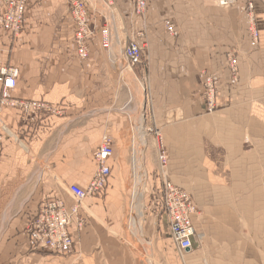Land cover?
Returning a JSON list of instances; mask_svg holds the SVG:
<instances>
[{
    "label": "crops",
    "instance_id": "0c3cea01",
    "mask_svg": "<svg viewBox=\"0 0 264 264\" xmlns=\"http://www.w3.org/2000/svg\"><path fill=\"white\" fill-rule=\"evenodd\" d=\"M71 1L29 0L23 35L0 31V71L19 72L11 98L60 110L24 122L19 110L1 107L0 84V264H167L180 250L160 206L165 181L190 194L197 209L193 246L181 252L185 264H264V0H237L228 9L204 0H148L145 16L133 0H81L96 33L86 61L74 46ZM249 2L260 34L254 48L242 10ZM131 42L142 49L135 68L124 58ZM204 74L220 78L214 112L203 98ZM105 137L113 146L106 186L78 204L69 189H88ZM139 175L147 244L130 225ZM47 199L61 200L71 215L70 254L28 237Z\"/></svg>",
    "mask_w": 264,
    "mask_h": 264
},
{
    "label": "built area",
    "instance_id": "2783aa9c",
    "mask_svg": "<svg viewBox=\"0 0 264 264\" xmlns=\"http://www.w3.org/2000/svg\"><path fill=\"white\" fill-rule=\"evenodd\" d=\"M215 6L228 9L235 5L237 0H204ZM109 6L114 0H106ZM29 0H0V31L9 34L13 39L20 38L25 30V15ZM136 13L145 16L148 11V0H133ZM247 16L250 46L259 44L260 34L256 25L254 5L249 2L243 9ZM70 14L75 25V48L81 60H88L90 56L89 42L94 33L90 24L89 12L85 2L72 0ZM166 28L170 35L176 36L175 26L166 22ZM103 48H110V32L108 28L102 30ZM124 58L130 68L143 63L142 49L136 42H131L124 51ZM228 67L231 82L239 81V62L236 53L228 56ZM18 71L11 68H3L0 71V84H2L1 107H9L20 111L22 120L28 122L40 115H56L60 110L43 102L21 101L11 98L10 93L15 88ZM205 91L203 98L208 112L216 109V96L220 85V78L216 74H204ZM1 140V136H0ZM97 171L88 187L84 190L78 186L69 189L70 194L80 204L87 197L98 195L106 186L111 170L108 161L113 156L112 141L105 137L101 146L94 153ZM160 171L164 176L168 163L167 154L161 149L158 155ZM161 209L167 218L169 233L180 252L184 253L193 246L196 231L192 222V215L197 212L190 194L175 187L171 182L164 183V196L160 202ZM73 215L78 214V207L72 210ZM80 227L83 225L80 221ZM71 215L66 211L65 204L61 200L47 199L43 202L37 218L28 228L30 241L39 248L58 253L70 254L73 250V238L70 234Z\"/></svg>",
    "mask_w": 264,
    "mask_h": 264
},
{
    "label": "bare ground",
    "instance_id": "6f19581e",
    "mask_svg": "<svg viewBox=\"0 0 264 264\" xmlns=\"http://www.w3.org/2000/svg\"><path fill=\"white\" fill-rule=\"evenodd\" d=\"M137 173H138V171H137ZM138 178H139L138 179V186H137V189H136V192L134 195V199H133V204H132V216H131V220H130V225H131L133 231L136 233V235L140 239V241L147 243L146 240L144 239V236L142 235V228H141L142 227V219H143V193H144V191H143L144 190L143 189V178L141 177V175H139Z\"/></svg>",
    "mask_w": 264,
    "mask_h": 264
},
{
    "label": "rangeland",
    "instance_id": "374dc122",
    "mask_svg": "<svg viewBox=\"0 0 264 264\" xmlns=\"http://www.w3.org/2000/svg\"><path fill=\"white\" fill-rule=\"evenodd\" d=\"M106 1V0H105ZM106 4H107V2H106ZM108 5V4H107ZM109 6V5H108ZM137 14V13H136ZM106 28V27H105ZM105 28H103V29H105ZM92 30H93V33H94V35L96 34L95 33V30H94V28H93V26H92ZM101 34H102V31H101ZM94 37V36H93ZM103 41V40H102ZM74 46H75V40H74ZM78 56V55H77ZM78 59H80L79 58V56H78ZM81 60V59H80ZM81 61H85V60H81ZM127 62V61H126ZM127 66H128V63H127ZM139 66V65H138ZM129 67V66H128ZM137 67V66H136ZM132 68H135V67H132ZM9 69V68H8ZM12 69V68H11ZM18 75H19V72H18ZM143 189H144V186H143ZM144 191V190H143ZM146 207H144V204H143V213H146V209H145ZM142 224H143V219H142ZM168 230H169V228H168ZM135 233V232H134ZM142 235H143V233H142ZM135 236L137 237V239H139L138 238V236L136 235V233H135ZM144 236V235H143ZM165 238H166V242L167 243H170L171 241L169 240L170 238H169V235H168V232L167 231H165ZM144 239H145V237H144ZM140 240V239H139ZM146 240V239H145ZM146 242H147V240H146ZM142 243H144V242H142ZM145 244H147V243H145ZM167 254L169 255L170 254V252L169 251H167ZM170 257H168V263L167 264H173V262H174V260H175V258H176V260H182V264H185L184 262H183V255H182V253L181 252H177V254H171V255H169ZM146 258V257H145ZM172 260V261H171ZM170 261V262H169ZM180 262V261H179ZM177 264H179L178 262H177Z\"/></svg>",
    "mask_w": 264,
    "mask_h": 264
}]
</instances>
